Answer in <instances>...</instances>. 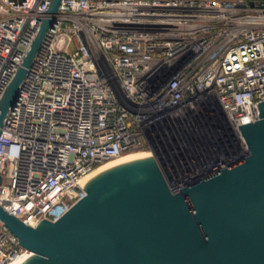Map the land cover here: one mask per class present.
<instances>
[{
	"label": "built area",
	"instance_id": "built-area-1",
	"mask_svg": "<svg viewBox=\"0 0 264 264\" xmlns=\"http://www.w3.org/2000/svg\"><path fill=\"white\" fill-rule=\"evenodd\" d=\"M50 2L0 0V97ZM54 17L0 129L4 210L55 220L135 149L159 151L171 192L247 154L264 0H60ZM24 251L0 220V264Z\"/></svg>",
	"mask_w": 264,
	"mask_h": 264
},
{
	"label": "water",
	"instance_id": "water-1",
	"mask_svg": "<svg viewBox=\"0 0 264 264\" xmlns=\"http://www.w3.org/2000/svg\"><path fill=\"white\" fill-rule=\"evenodd\" d=\"M59 3L0 97V129ZM256 103L258 118L238 125L247 154L179 192L154 148L86 174L84 194L55 220L32 226L0 205V220L32 252L20 264H264V100Z\"/></svg>",
	"mask_w": 264,
	"mask_h": 264
},
{
	"label": "bare ground",
	"instance_id": "bare-ground-1",
	"mask_svg": "<svg viewBox=\"0 0 264 264\" xmlns=\"http://www.w3.org/2000/svg\"><path fill=\"white\" fill-rule=\"evenodd\" d=\"M144 152H146V151L130 152V153H127L126 155H122L121 157H119V158H117L115 160L124 158L125 156H129V155H136V154H140L141 155V153H144ZM115 160H111V161L105 162L102 165H100L99 167L104 166V165H106V164H108L110 162H113ZM25 250L26 251H24L22 254H19V255L14 256L11 260H9L5 264H20L22 261H24L32 253L31 251H29L27 249H25Z\"/></svg>",
	"mask_w": 264,
	"mask_h": 264
},
{
	"label": "rangeland",
	"instance_id": "rangeland-1",
	"mask_svg": "<svg viewBox=\"0 0 264 264\" xmlns=\"http://www.w3.org/2000/svg\"><path fill=\"white\" fill-rule=\"evenodd\" d=\"M135 151H137V152H138V151H144V149H135Z\"/></svg>",
	"mask_w": 264,
	"mask_h": 264
}]
</instances>
